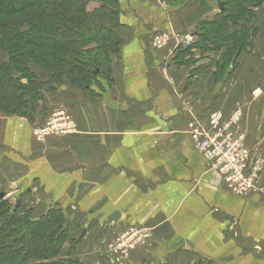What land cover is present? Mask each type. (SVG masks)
Segmentation results:
<instances>
[{"label": "crops", "instance_id": "0c3cea01", "mask_svg": "<svg viewBox=\"0 0 264 264\" xmlns=\"http://www.w3.org/2000/svg\"><path fill=\"white\" fill-rule=\"evenodd\" d=\"M118 5L121 44L108 83L44 87L32 119L0 111V187L57 204L85 236L149 228L152 245L119 264H264V168L261 189L232 194L187 132L212 109L227 115L241 107L244 143L264 156V2L252 19L225 27V34L241 26L255 34L224 71L225 47L178 53L191 46L186 35L196 42L197 23L219 12L216 0ZM162 32L166 42L156 47L153 36ZM55 105L72 115L77 131L35 140L32 126Z\"/></svg>", "mask_w": 264, "mask_h": 264}, {"label": "trees", "instance_id": "16d2710c", "mask_svg": "<svg viewBox=\"0 0 264 264\" xmlns=\"http://www.w3.org/2000/svg\"><path fill=\"white\" fill-rule=\"evenodd\" d=\"M91 1L97 5L90 10ZM263 2L217 0L219 12L200 20L196 42L178 53L194 45L202 51L225 47L218 67H232L255 29L241 26L225 34V27L252 19L254 8ZM119 13L118 0H0V111L32 119L44 87L67 82L90 88L99 79L110 81L111 56L121 44L115 32ZM10 205L0 195V264H29L30 259L41 260L37 264H78L43 262L60 248L62 209L48 207L32 218L31 211L19 214V204Z\"/></svg>", "mask_w": 264, "mask_h": 264}, {"label": "built area", "instance_id": "2783aa9c", "mask_svg": "<svg viewBox=\"0 0 264 264\" xmlns=\"http://www.w3.org/2000/svg\"><path fill=\"white\" fill-rule=\"evenodd\" d=\"M166 42V33L153 36L152 44L161 47ZM186 45L192 42V35L185 36ZM256 89L254 90V92ZM242 109L236 107L225 115L221 110L212 109L206 120L193 119L187 132L196 150L205 159L206 166L216 171L222 178L227 190L237 196H247L261 189L260 175L264 168V156L254 154L244 143ZM77 124L64 109H59L43 125L32 128L37 141L48 135L74 133ZM148 231L139 227H129L112 236L109 248L111 260L120 262L131 252L147 244Z\"/></svg>", "mask_w": 264, "mask_h": 264}, {"label": "rangeland", "instance_id": "374dc122", "mask_svg": "<svg viewBox=\"0 0 264 264\" xmlns=\"http://www.w3.org/2000/svg\"><path fill=\"white\" fill-rule=\"evenodd\" d=\"M92 3H95V1H91L88 3V9L91 10V7H89ZM216 4L218 5L219 3H217L216 0ZM3 59L4 54H2L1 56ZM111 71H112V67H111ZM103 82L108 83V80L105 79H99L98 83H95L94 85H100L99 88L102 87ZM67 82H62L60 84H66ZM58 85L53 86V87H48L49 89H54L56 88ZM69 86L73 87V88H80V87H76V86H72L69 84ZM38 108L40 109L41 106H43V104L40 103V101H38L37 103ZM65 107L62 105H55L51 111L50 114L48 115L46 121H44L42 124H36L34 126H40L43 125L45 122H47L48 120H50L52 118V116L55 115V113L57 112V110L59 109H64ZM69 115L70 113L64 109ZM72 117V115H70ZM73 118V117H72ZM32 126V128L34 127ZM77 131V130H76ZM75 133V132H74ZM33 134V131H32ZM68 134H72V133H67L65 135ZM34 136V134H33ZM35 138V137H34ZM36 140V139H35ZM4 195L5 198L8 200V202L11 204L10 206H14L15 204H19L18 206V213H23V212H29V211H33L34 206H35V199L32 198V196H30L29 194H27V192L25 190L22 191H17V192H11L9 188H1L0 187V195ZM49 207H55V208H60L57 204H52V205H48ZM48 207H46L47 209ZM61 209V208H60ZM63 226V232H62V241H60V248H58L57 252L52 255L50 258L44 260L43 262H52V261H56L59 259H62L66 262H70V261H74L76 260L78 262V264H94V263H98L100 262V264H110L109 260H111L110 256H111V252H110V248L109 245L111 243L112 237H108V236H104V237H94L93 235L91 236H85L82 235L80 232V229H78V225L75 227H71L68 222L65 221L62 224ZM129 227H139V228H143L146 231H148V237H147V244L144 247H139L140 249L142 248H149L152 245V233L151 230L147 227H142V226H126L123 229L129 228ZM122 229V230H123ZM59 242V241H58ZM138 248V249H139ZM127 259V258H126ZM125 260V259H124ZM41 260L38 259H30L29 260V264H37L38 262H40ZM123 261V260H122ZM120 262H113V263H121Z\"/></svg>", "mask_w": 264, "mask_h": 264}, {"label": "water", "instance_id": "95a60500", "mask_svg": "<svg viewBox=\"0 0 264 264\" xmlns=\"http://www.w3.org/2000/svg\"><path fill=\"white\" fill-rule=\"evenodd\" d=\"M219 8L221 7V4L218 5ZM2 195V194H1ZM46 212V205L42 202V201H38L35 206L34 209L31 213V217L32 218H37L42 216L44 213Z\"/></svg>", "mask_w": 264, "mask_h": 264}]
</instances>
